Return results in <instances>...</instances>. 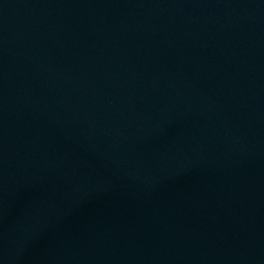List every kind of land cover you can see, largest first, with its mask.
<instances>
[{"label":"water","instance_id":"95a60500","mask_svg":"<svg viewBox=\"0 0 264 264\" xmlns=\"http://www.w3.org/2000/svg\"><path fill=\"white\" fill-rule=\"evenodd\" d=\"M0 264H264V0H0Z\"/></svg>","mask_w":264,"mask_h":264}]
</instances>
